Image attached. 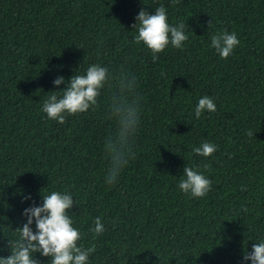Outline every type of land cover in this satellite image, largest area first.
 <instances>
[{
	"label": "trees",
	"instance_id": "1",
	"mask_svg": "<svg viewBox=\"0 0 264 264\" xmlns=\"http://www.w3.org/2000/svg\"><path fill=\"white\" fill-rule=\"evenodd\" d=\"M161 5L189 40L153 62L132 25ZM225 30L240 44L221 59L210 37ZM95 63L126 69L143 97L135 156L114 184L103 150L115 130L112 90L64 124L42 111L65 87L57 77L68 82ZM204 96L217 110L198 119ZM203 142L217 151L196 155ZM186 166L212 181L205 197L179 189ZM51 191L73 196L81 243L96 246L90 264H251L245 250L264 240V0H0V256L24 209ZM97 217L98 237L89 231Z\"/></svg>",
	"mask_w": 264,
	"mask_h": 264
},
{
	"label": "clouds",
	"instance_id": "2",
	"mask_svg": "<svg viewBox=\"0 0 264 264\" xmlns=\"http://www.w3.org/2000/svg\"><path fill=\"white\" fill-rule=\"evenodd\" d=\"M178 2L173 0V3ZM135 19L136 23L132 27L137 35L133 42L143 43L151 51L153 62L169 45L181 49L189 40L185 23L180 21L170 24L163 5L155 8V14L142 8ZM210 39V47L215 49L221 59H227L240 44L237 34L227 30L217 32ZM53 84L57 87L65 84V87L51 92L43 103L42 111L49 120L60 124H64L68 116L82 114L90 109L95 111L99 106L101 91L105 87L112 90L107 111L109 118L115 121V130L105 137L103 150L109 162L106 182L114 184L129 160L135 156L133 138L139 128L143 100L137 91V78L126 69L121 68L118 73H113L108 67L95 63L89 65L84 74L76 72L68 82L63 77H57ZM216 110L214 99L204 96L195 107V115L199 119L203 112ZM246 134L250 137L254 135L251 131ZM192 151L198 156L208 157L217 151V147L213 143L203 142ZM203 167L205 170L209 168L207 164ZM211 185L212 181L202 171L186 166L178 187L185 194L203 198ZM24 199L29 200L31 196H25ZM42 200L41 206L33 204L24 209L26 222L14 230V238H7L10 254L7 257L0 256V264H41L35 258L36 253L49 258V264H90L89 257L95 253L96 246L85 247L81 243L82 233L68 214L76 204L73 196L66 191H51L42 195ZM93 223L94 227L89 231L98 237L105 231L104 225L100 217L95 218ZM243 260L251 264H264V240L254 243L251 252L245 250Z\"/></svg>",
	"mask_w": 264,
	"mask_h": 264
}]
</instances>
